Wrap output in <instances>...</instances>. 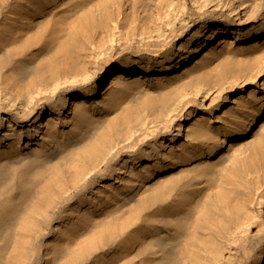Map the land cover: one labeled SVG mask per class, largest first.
Wrapping results in <instances>:
<instances>
[{
    "label": "bare ground",
    "instance_id": "obj_1",
    "mask_svg": "<svg viewBox=\"0 0 264 264\" xmlns=\"http://www.w3.org/2000/svg\"><path fill=\"white\" fill-rule=\"evenodd\" d=\"M0 264H264V0H0Z\"/></svg>",
    "mask_w": 264,
    "mask_h": 264
}]
</instances>
